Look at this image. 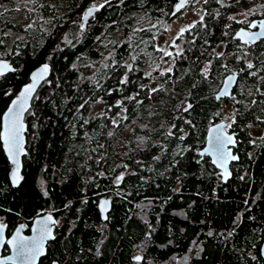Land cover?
<instances>
[{
  "label": "trees",
  "instance_id": "1",
  "mask_svg": "<svg viewBox=\"0 0 264 264\" xmlns=\"http://www.w3.org/2000/svg\"><path fill=\"white\" fill-rule=\"evenodd\" d=\"M16 1L0 0L3 26L12 18L3 11ZM95 1L30 0L32 28L11 22L19 27L10 56L16 68L0 77V115L35 66L49 63L51 72L26 114L17 186L0 138L7 234L52 211L55 237L39 264H128L136 255L140 264H264V39L218 46L226 11L249 4L212 7L213 16L224 14L187 29L183 36L190 30L193 38H182L164 67L154 38L165 22L140 24L163 16L173 0H110L81 29L84 9ZM3 38L0 32V55ZM233 69L239 79L232 95L217 99ZM219 120L231 124L239 156L226 181L207 154L200 157ZM105 195L112 206L103 218Z\"/></svg>",
  "mask_w": 264,
  "mask_h": 264
},
{
  "label": "snow or ice",
  "instance_id": "2",
  "mask_svg": "<svg viewBox=\"0 0 264 264\" xmlns=\"http://www.w3.org/2000/svg\"><path fill=\"white\" fill-rule=\"evenodd\" d=\"M188 0H179V2L175 5V12L172 15H176L177 12H180L186 5ZM208 0H205L207 3ZM220 2V0H218ZM108 3V0H104V3H101L98 7L96 5H92L88 8V10L83 15V20L85 23L88 21V18L91 17L94 11H98L99 8H103L104 4ZM224 6V5H222ZM252 14L254 15L255 12L253 11ZM247 16L248 13H245ZM230 19H234V17H230ZM236 23H247L249 28H257L259 27V31L257 32H249L246 31L244 28H241L237 33L236 36L242 40L245 44L255 43L256 41L264 38V20L259 22L257 25L256 22H249L247 20L244 21H236ZM31 26V25H30ZM29 26V27H30ZM84 23L80 24L81 29L84 28ZM194 26V25H193ZM187 29H181L179 35H183L184 31ZM174 43V42H173ZM158 51H162L165 56H171L172 53L168 52L165 49H158ZM179 55V53H177ZM133 60L136 59L135 56L132 57ZM248 69L253 68V64L249 63L247 65ZM129 71L132 70L131 65L128 66ZM13 69L10 65L4 61H0V76H3L6 72H11ZM49 71L48 65L44 64L42 67L37 69L31 74L32 83L27 85L19 94V96L12 101V106L8 110V120L10 123L5 124L3 135L0 138L3 139L4 144L7 146V150L9 153V157L12 163L16 166V172L19 171V156L22 152V144H23V137L22 132L24 130L23 127V115L28 109V101L32 98V93L35 91L37 84L45 78ZM168 71H171L169 68ZM255 75V73H252ZM148 75H151L149 73ZM161 75H164L161 72ZM233 77H228L225 81V88L217 96V99H220V96H228V85H230L233 81ZM122 83L127 82V77L121 81ZM152 91H156V89H152ZM129 99H134V97H129ZM119 103V102H118ZM191 107V105H189ZM115 123V121H114ZM226 127H231L229 125H218L217 127L213 128L211 131L213 135L210 137L209 144L210 149L208 150L210 154L214 156L213 163L216 164L218 167L224 170V178L227 179L230 173L227 169V163L229 160H236L238 159L237 156L232 155L231 150L227 147L228 145H235L236 141L232 135H228L225 131ZM111 135V133H109ZM171 134V133H170ZM201 155H204L201 153ZM16 172L13 173V181L17 182L19 177L17 176ZM123 177H118V181L122 180ZM108 201H103L101 208L103 211L104 205H106ZM57 223L56 220L52 218L51 215L47 216L45 219L39 222L40 227L36 230L39 233L37 238H33L29 240L26 237H20L19 235L14 241H9L13 245L15 249V259L19 260L21 264H34L37 256L42 255L44 252V241L52 238V227ZM0 231H3V225H0ZM211 235V233H210ZM137 261L141 260L142 258L137 256L135 257Z\"/></svg>",
  "mask_w": 264,
  "mask_h": 264
},
{
  "label": "water",
  "instance_id": "3",
  "mask_svg": "<svg viewBox=\"0 0 264 264\" xmlns=\"http://www.w3.org/2000/svg\"><path fill=\"white\" fill-rule=\"evenodd\" d=\"M179 2V1H178ZM177 2V3H178ZM176 3V4H177ZM98 7V6H97ZM89 8V7H88ZM88 8L85 10V12L88 10ZM94 13H95V11H94ZM93 13V14H94ZM90 18V17H89ZM89 18H88V20H89ZM261 20H264V16H263V18H260V19H258V20H255L254 22H256L257 23V25H259V22L261 21ZM82 23H84V25L86 26V25H88L89 23H88V21L85 23V21L83 20L82 21ZM84 26V27H85ZM240 30V29H239ZM238 30V31H239ZM246 31H248L247 29H245ZM257 31H259V27H257V30H255V31H251V32H257ZM250 32V31H249ZM237 37V36H236ZM238 38V37H237ZM239 39V38H238ZM261 39H264V38H261ZM260 39V40H261ZM242 41V40H241ZM259 41V40H258ZM243 42V41H242ZM257 42V41H256ZM0 61H4V62H6V63H8L9 65H10V67L14 70L15 68L13 67V65H11L7 60H4V59H0ZM44 64H47L48 65V68H49V71H48V73H47V75L45 76V78L43 79V80H41L38 84H37V86H36V89H35V91L32 93V98L28 101V109H27V111L24 113V115H23V127H24V130H23V132H22V137H23V144H22V152H21V154H20V156H19V171L18 172H16V166L12 163V161H11V159H10V157H9V153H8V150H7V146L4 144V141H3V139L1 138V142H2V144H3V149H4V152H5V155L8 157V159H9V161H10V163H11V170H10V172H9V178H10V180L12 181V183H13V185L14 186H17V185H19L20 183H21V181H22V169H23V167H22V165H23V157H24V155H25V152H26V150H25V147H26V144H27V141H26V139H27V136H26V130H27V122H26V117H27V112H28V110L30 109V107L32 106V100H33V98L35 97V95H36V93H37V91L39 90L38 88L40 87V85H42L47 79H48V77H49V75H50V72H51V66H50V64L49 63H41L40 65H38V66H36L32 71H31V73H30V81H28V82H26V83H24L22 86H21V88L19 89V91H18V93L15 95V96H13L12 98H11V100H10V102H9V104H8V106L4 109V111H3V113H2V115H0L1 116V128H0V136H2L3 135V132H4V128H5V124L6 123H10V121L8 120V110H9V108L12 106V101L13 100H15L18 96H19V94H20V92L27 86V85H29V84H31L32 83V80H31V74L34 72V71H36L37 69H39L40 67H42ZM6 73H8V72H6ZM5 73V74H6ZM233 77L234 79H233V81H232V83L230 84V85H228V92H229V95L228 96H220V99H222V98H228V97H230L231 95H232V91L234 90V88L236 87V85H237V83H238V79H239V71H234V72H229V73H227V75H225L224 77H223V79H222V83H221V85H220V87H219V89L215 92V95H216V97L217 96H219L220 95V93L224 90V88H225V81L228 79V77ZM218 125H229V121L228 120H219V121H217L216 123H213L209 128H208V131H207V138H206V142H205V147L203 148V149H201L200 150V157H203V156H205V154H207L209 157H210V159L213 161V159H214V156L212 155V154H210L209 153V149H210V144H209V140H210V137L213 135V133H212V129L213 128H215V127H217ZM225 131H226V133L228 134V135H232L233 137H234V139H235V141H236V134L234 133V132H229L228 130H227V127L225 128ZM236 144V143H235ZM234 146L235 145H228L227 147L231 150V153H232V155H235V156H237L238 157V159H236V160H229L228 161V163H227V169H228V172L230 173V175H228V177H227V179H225L224 178V170L222 169V168H220V167H218L216 164H214L213 162V164L217 167V169L220 171V173H221V175H222V178H223V180H228V179H230L231 178V176H232V172L230 171V165H231V162L232 161H238L239 160V156H238V154L234 151ZM201 153H203L204 155H201ZM14 172H16V174H17V176L19 177V180L17 181V182H14L13 181V173ZM103 201H108V203L106 204V205H104V207H103V211H102V208H101V205H102V202ZM100 203H99V209H100V212H101V215L103 216V218H106L107 217V212L110 210V208H111V206H112V201H111V198L108 196V195H105V197H103V198H101L100 199V201H99ZM49 215H51L52 216V218L54 219V220H56L57 219V217L55 216V214L53 213V212H50V211H46V212H43V213H41V214H38V215H36V216H34V218L32 219V222H31V225H30V232L27 234V233H25V231H23L24 230V227H25V225H26V221H24V220H21L17 225H16V228L11 232V234L10 235H8L7 234V230H8V224L7 223H4V221L2 222L1 220H0V225H3V231H0V264H21V262L19 261V260H17V259H15V249L13 248V245L11 244V243H9V241H14L16 238H17V236L19 235L20 237H26V238H28L29 240H31V239H33V238H37L38 236H39V233H38V231H36L39 227H40V224H39V222L40 221H42L43 219H45L47 216H49ZM52 227V238H49V239H47V240H45L44 241V252H43V254L42 255H39V256H37V258H36V260H35V262H34V264H39V261L41 260V258L46 254V252H47V250H48V246H49V241L51 240V239H53L54 237H55V227H56V224L54 225V226H51ZM5 246H8V248H9V251H8V253L7 254H5L4 255V253H3V251H4V247ZM261 255H262V257H263V259H264V240H263V242L261 243ZM51 264H60L59 262H58V260H53L52 262H51Z\"/></svg>",
  "mask_w": 264,
  "mask_h": 264
},
{
  "label": "flooded vegetation",
  "instance_id": "4",
  "mask_svg": "<svg viewBox=\"0 0 264 264\" xmlns=\"http://www.w3.org/2000/svg\"><path fill=\"white\" fill-rule=\"evenodd\" d=\"M11 1L14 2L13 0H11ZM96 1H98V3L95 4L96 6H99L101 3H104V0H96ZM178 1L179 0H173L171 2V4L169 5L171 8L168 9V10H165L164 13H163L164 14L163 16H161L160 18H156L154 20H151V21H154L155 24H159L161 26L163 22L166 23L167 21H170V20L173 21L174 18H177V16L182 15L184 12H186V10L192 9V8H194L196 6H200V10H202V12H201V16L198 18V21L196 22V24L194 26H191L190 27L189 25H187V27L185 29H192L197 24H199L201 27H207L208 21L211 19V17L213 18L215 16L216 18H220V15L221 14L222 15L224 14V13H221L220 11H217L218 13H214V16H213V13H211L212 7H215L217 9H224V11H225V9H229L230 10L232 7H237L238 5H241L242 3H240V2H245V3H248L249 5H245L242 8L240 7V9H238V11H236L235 13H233L234 11H226V13H227L226 14V17H228L229 19H226L227 24H225V26H223V29H222L223 30L222 31L223 32V37H221L222 41L221 42H218L219 43L218 46H219V48L226 49L228 47H230V48H239V47H243V46L248 47V46H252V44H254V43L245 44L244 42H242L240 39H238L236 37V33L241 28L247 29L250 32L257 30V28H254V29L253 28H249V26H248L247 23L241 24V23H236V21H244V20H247L249 22H254L255 20H258L260 18H263L264 11H262L261 12L262 14H259V15H257V14H254L253 15L252 12L254 11L256 13V7L257 6L263 7L264 6V0L262 2L263 4H258L257 3V0H220V2H218V0H208L207 3H205V0H188V2L186 3L185 7L183 9H181L180 12H177L176 15H172V13L175 12V5H176V3ZM109 2H110V0H108V3ZM105 4H107V3H105ZM213 4H216V5H213ZM222 5H224V6H222ZM91 6H88V7H91ZM11 7L14 9L15 6L12 5ZM29 8H30V6L28 4V8H27L28 11H29ZM87 8H85L84 11ZM11 9H9V11ZM96 12L97 11H95V13L92 16H94L96 14ZM245 13H248V15L246 16ZM230 17H234V19H230ZM8 20H10V18ZM14 25H16V24H14ZM14 25L10 21H9L8 25H6V26H3L2 24H0V32H1V34H3V36H8V34L9 33L11 34L12 33L11 31L14 32L15 29L18 31L19 30V27L18 26H14ZM30 25H31V23H30ZM30 25H29V21L26 19V22L22 26H24V29L27 31L29 28H32V26H30ZM163 27H164V25L161 26V28L157 31V33L155 34V36L158 34L159 31H161L163 29ZM186 31H184L183 35L186 33ZM189 32H190L189 33V36H187V37H185L183 35L182 36H179L178 37V40H180L181 43H182V38L183 39H187L188 42L191 41V39L193 38V35L195 34V32L194 31H190V30H189ZM7 39L8 40H6L5 52H3L0 55V59L7 60L11 65H13L12 64L13 62L11 61L10 56L12 55V52H13V46H15L14 43L17 40H19V37L18 36H15V34H14L11 38H7ZM255 43H257V42H255ZM13 67H14V65H13ZM31 71H30V73H31ZM234 71H239V70L233 69L231 72H234ZM24 221H26V220H24ZM56 221H57V219H56ZM31 222L32 221H29V222L26 221V225H25L23 231H25V233H27V234L31 231L30 230ZM56 225H57V223H56ZM15 228H16V226L12 229V231ZM8 251H9V249H8ZM3 253H4V251H3ZM7 253H5V254H7ZM137 256H139V257L142 258L141 255H136L135 257H137ZM53 260L54 259H51L50 264H51V262ZM131 261L132 262L129 261L128 264H140L139 262H142L143 260L141 259V260L137 261L136 259H134V260H131Z\"/></svg>",
  "mask_w": 264,
  "mask_h": 264
},
{
  "label": "rangeland",
  "instance_id": "5",
  "mask_svg": "<svg viewBox=\"0 0 264 264\" xmlns=\"http://www.w3.org/2000/svg\"><path fill=\"white\" fill-rule=\"evenodd\" d=\"M11 1V0H10ZM16 1V0H13ZM17 1H21L20 4H16L14 5V9L12 7H10V11H3L4 14H9L12 18L10 19L11 22H13L16 25H23L26 22L27 16H30V14H28V4L30 3L29 0H17ZM16 1V2H17ZM98 1L94 2L92 5L97 4ZM91 6V5H90ZM31 8L30 7V13H31ZM263 7H261V9H263ZM33 11V10H32ZM201 12L202 10H200V6H196L192 9H188L186 10V12H184L182 15L177 16V18H174L173 21H167L164 24V27L161 31L158 32V34L155 36L154 40H155V46L158 49H165L168 52H171L172 54L175 51H178L181 49L182 47V43L180 40H178V37L181 36L179 35L180 30L181 29H185L187 27V25H189L190 27L195 25L196 22L198 21V18L201 16ZM85 13V11H84ZM83 13V15H84ZM33 14V13H32ZM29 21V25L31 20L27 19ZM83 21V16L81 18V23ZM151 26V25H156L154 23V21H148L145 23L140 24V26L142 27H146V26ZM12 33L8 34V36H3V39L8 40L7 38H11L14 34L15 36H18V31L15 29V31H11ZM14 33V34H13ZM174 42V43H173ZM222 49V48H219ZM160 54L162 55V57H164L161 61L162 65L164 67H166L167 65H169V60L166 58V56L164 55V53L162 51H159ZM126 63L128 65L131 64V61L126 59ZM163 69V67H162ZM259 132H261L260 130H258ZM52 212V211H50ZM54 213V212H53ZM3 222V221H2Z\"/></svg>",
  "mask_w": 264,
  "mask_h": 264
}]
</instances>
